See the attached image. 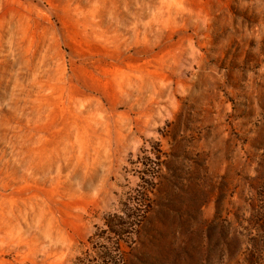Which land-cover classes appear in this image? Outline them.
<instances>
[{"label":"rangeland","instance_id":"rangeland-1","mask_svg":"<svg viewBox=\"0 0 264 264\" xmlns=\"http://www.w3.org/2000/svg\"><path fill=\"white\" fill-rule=\"evenodd\" d=\"M139 200L127 264H264V0H0V264Z\"/></svg>","mask_w":264,"mask_h":264},{"label":"trees","instance_id":"trees-1","mask_svg":"<svg viewBox=\"0 0 264 264\" xmlns=\"http://www.w3.org/2000/svg\"><path fill=\"white\" fill-rule=\"evenodd\" d=\"M138 203L122 214L105 217L103 227L89 239L86 257H79L76 264H127V248L134 247L149 211L142 200Z\"/></svg>","mask_w":264,"mask_h":264}]
</instances>
